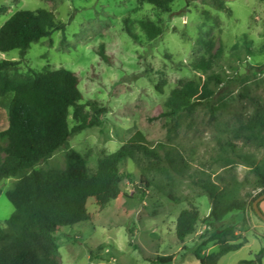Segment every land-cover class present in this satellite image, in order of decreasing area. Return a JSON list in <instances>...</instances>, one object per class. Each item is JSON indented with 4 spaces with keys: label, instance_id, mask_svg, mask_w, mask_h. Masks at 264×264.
<instances>
[{
    "label": "rangeland",
    "instance_id": "374dc122",
    "mask_svg": "<svg viewBox=\"0 0 264 264\" xmlns=\"http://www.w3.org/2000/svg\"><path fill=\"white\" fill-rule=\"evenodd\" d=\"M0 7L8 9L0 28L21 10L46 9L65 24L64 32L33 43L23 56L0 52V61H20L10 71L14 77L76 73L83 116L98 123L74 133L70 148L86 159L90 173L137 132L148 147L163 145L178 162V171H146L151 186L143 193L137 191L143 171L132 160L124 162L121 169L133 182L124 180L123 195L105 208L89 200L91 220L56 233L60 264H201L198 256L204 264H264V221L250 207L218 224L235 225L236 240L210 241L205 221L212 201L203 188L214 186L226 200L247 205L264 192L254 170L264 168V144L247 141L242 131V121L264 108V74L258 71L264 68V1L175 0L170 13L141 0H0ZM127 18L136 39L125 31ZM141 21H152L162 34L150 39ZM189 82L209 83L213 106L174 115L167 107L171 93ZM0 108L7 127L5 99ZM73 115L71 109V129L77 125ZM65 167L61 149L39 169ZM16 182L10 178L1 185L3 229L15 211L7 193ZM260 207L264 213V200ZM187 209L198 210L200 220L181 242L176 224ZM166 258L172 262L162 263Z\"/></svg>",
    "mask_w": 264,
    "mask_h": 264
},
{
    "label": "trees",
    "instance_id": "16d2710c",
    "mask_svg": "<svg viewBox=\"0 0 264 264\" xmlns=\"http://www.w3.org/2000/svg\"><path fill=\"white\" fill-rule=\"evenodd\" d=\"M141 2L170 13L175 0ZM7 11L6 7H0V15ZM124 25L126 33L136 39L131 20L125 19ZM140 26L150 39L163 32L152 21H141ZM65 29V24L58 22L52 11H18L0 28V52L18 50L23 56L33 43ZM19 64L20 61H0V98L5 101L12 98L7 106V127L3 124L4 114L0 108V195L4 180L17 179L7 193L15 211L5 222L6 228L0 227V264H60L56 260L59 253L56 233L65 227L90 221L89 200L105 208L123 195L124 180L133 182L132 176L121 169L124 162L132 160L143 171L141 188L137 189L142 193L144 186L145 189L151 186L145 178L146 171H178V162L163 145L148 147L143 134L137 132L118 151L103 158L95 173H90L86 159L70 148L74 133L98 123L83 116L78 76L70 70L59 69L31 71L26 76L14 77L10 71ZM258 71L264 74V68ZM208 85L200 87L189 82L173 90L167 102L168 109L172 114L180 115L194 106L212 107V92ZM91 106L99 112L96 106ZM71 109H74L73 117L77 123L72 129L69 125ZM242 131L247 141L264 144V108L242 121ZM61 149L66 151L64 169H39ZM1 153L6 154L3 160ZM236 156L255 166L249 157L238 153ZM254 170L264 187V168L256 166ZM203 188L212 201L211 213L205 221L210 241L236 240L235 225L218 227V224L235 211L247 214L249 207L254 211L253 202L261 194L247 205L243 201L226 200L214 186L204 184ZM199 220L198 210L182 211L176 224L178 240L183 242L192 235ZM198 259L204 264L203 259L199 256ZM161 261L170 263L172 259Z\"/></svg>",
    "mask_w": 264,
    "mask_h": 264
},
{
    "label": "water",
    "instance_id": "95a60500",
    "mask_svg": "<svg viewBox=\"0 0 264 264\" xmlns=\"http://www.w3.org/2000/svg\"><path fill=\"white\" fill-rule=\"evenodd\" d=\"M264 200V193L261 194L254 202H253V209H254V212L256 213V215L262 219L264 221V213L263 211L261 210L259 204L261 201Z\"/></svg>",
    "mask_w": 264,
    "mask_h": 264
},
{
    "label": "crops",
    "instance_id": "0c3cea01",
    "mask_svg": "<svg viewBox=\"0 0 264 264\" xmlns=\"http://www.w3.org/2000/svg\"><path fill=\"white\" fill-rule=\"evenodd\" d=\"M2 98H0V101H1ZM12 98H9L8 100H6V106H9V103L11 101ZM2 109L4 110V108L2 107Z\"/></svg>",
    "mask_w": 264,
    "mask_h": 264
}]
</instances>
